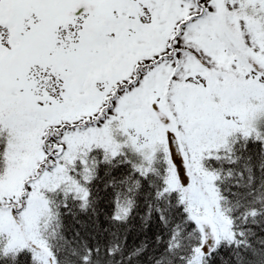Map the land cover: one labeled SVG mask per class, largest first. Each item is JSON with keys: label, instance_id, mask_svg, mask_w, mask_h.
Returning a JSON list of instances; mask_svg holds the SVG:
<instances>
[{"label": "snow or ice", "instance_id": "6c2138e0", "mask_svg": "<svg viewBox=\"0 0 264 264\" xmlns=\"http://www.w3.org/2000/svg\"><path fill=\"white\" fill-rule=\"evenodd\" d=\"M0 264H264V0H0Z\"/></svg>", "mask_w": 264, "mask_h": 264}]
</instances>
